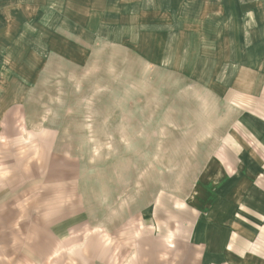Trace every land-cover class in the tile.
Listing matches in <instances>:
<instances>
[{
    "label": "crops",
    "instance_id": "obj_1",
    "mask_svg": "<svg viewBox=\"0 0 264 264\" xmlns=\"http://www.w3.org/2000/svg\"><path fill=\"white\" fill-rule=\"evenodd\" d=\"M98 42L228 112L190 186L153 192L149 237L131 255L82 226L64 175L41 171L58 163L43 154L48 132L27 130L24 91L48 58L83 62ZM0 264H264V0H0Z\"/></svg>",
    "mask_w": 264,
    "mask_h": 264
},
{
    "label": "rangeland",
    "instance_id": "obj_2",
    "mask_svg": "<svg viewBox=\"0 0 264 264\" xmlns=\"http://www.w3.org/2000/svg\"><path fill=\"white\" fill-rule=\"evenodd\" d=\"M24 93L27 130L37 141L46 129L43 154L58 160L42 173L63 174L67 204L73 191L80 199L82 226L130 255L149 237L143 210L153 192L187 189L228 117L200 85L104 42L83 62L51 55ZM40 172L33 165L34 178Z\"/></svg>",
    "mask_w": 264,
    "mask_h": 264
}]
</instances>
